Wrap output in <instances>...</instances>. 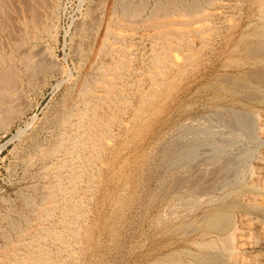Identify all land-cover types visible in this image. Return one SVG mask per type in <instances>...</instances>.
Returning a JSON list of instances; mask_svg holds the SVG:
<instances>
[{
  "label": "rangeland",
  "instance_id": "rangeland-1",
  "mask_svg": "<svg viewBox=\"0 0 264 264\" xmlns=\"http://www.w3.org/2000/svg\"><path fill=\"white\" fill-rule=\"evenodd\" d=\"M8 1L15 23L0 13V53L20 71L22 93L11 101L0 89V264H206L199 243L226 235L184 238L178 223L170 250L158 240L166 219L176 221L175 188H187L185 171L201 158L208 180L226 177L227 189L187 208L204 204L199 220L205 208L237 202L230 256L264 264V88L236 89L223 69L238 58L230 39L264 26V0H195L209 39L192 67L183 32L192 0H33L40 16ZM78 109L85 122L54 121ZM249 112L254 134L230 127L233 114ZM61 140L58 153L42 155ZM187 152L188 167L176 161Z\"/></svg>",
  "mask_w": 264,
  "mask_h": 264
},
{
  "label": "bare ground",
  "instance_id": "bare-ground-1",
  "mask_svg": "<svg viewBox=\"0 0 264 264\" xmlns=\"http://www.w3.org/2000/svg\"><path fill=\"white\" fill-rule=\"evenodd\" d=\"M7 1L8 0H0V13H1V16L4 14L3 16H5V17H3V19L5 18L4 20L7 21L9 26H11V24H9V23L13 21V20L11 21V19H13V18H11V15H9L10 9L8 8V6L11 4L8 5V3L10 1H8V2ZM37 1L42 2V0H37ZM20 2H22L24 5L26 4L28 6L27 8H29V10H30L29 12H31L34 16L35 15L37 16V14L38 15L40 14L39 11L37 13V11H36L37 8L33 4V0H20ZM191 2H189L187 5L185 4V7H184L185 8V14H186V17H185L186 21H185V26H184V31H183L185 38H186V52L184 54V63H185V65H188L190 67H192L194 62H196L197 59L200 57V54L202 53L203 49L207 46L208 39H209V37H207V35H206V34H209V33H206L207 32L206 28L208 26H205V25H203L204 23H202L206 18L203 16L204 12L206 11L205 10L206 8H203L202 5H201V7H199L200 6V5H198L199 3L197 4L195 2V0H192ZM206 2H207V4H214L216 2V0H207ZM52 3H54L53 0H52ZM203 3H205V2H203ZM52 5H54V4H52ZM55 6H58L57 2H56ZM26 12H28V11H26ZM134 15H136V13ZM30 21L31 20H29V22ZM36 21H35V23H36ZM118 23L119 22H117V24ZM196 23H198L199 25H196ZM25 29H27V28H25ZM81 29H84V26H82ZM31 30H33V29H31ZM26 33H27V31H26ZM229 42L231 43V45H229L230 54L233 56H238L237 59L231 60L232 62H229L228 64H225L223 66V69L225 70V72L231 76V77H229L230 78L229 80L232 82V85L234 84L236 89L243 90V91H251L253 89L263 90L262 88H264V74H263L264 72L262 73V71H264V26L259 27L258 31H256L255 35H253V33H246L235 44H233V42H234L233 37L230 39ZM199 44L201 45L200 48H198ZM16 45H21V44L18 41H16ZM195 48H197V49H195ZM11 51H13V50H11ZM5 54H6V52H5ZM11 54H12V52H11ZM24 61H25L26 65H28V63H29V61H31V59L29 60L28 57L26 56ZM0 64H1V66H0V89H1V92L2 91H5V93L7 92L11 96L10 97L11 101H13L12 99H14V100L17 98L19 99L21 97V94H19V93L20 92L22 93V91H21L22 89H20V86L22 85V76L19 73L20 71L19 72L17 71V69L14 67L13 62L11 64L8 63L9 65H6L5 64V58H3V55L1 53H0ZM227 81H228V79H227ZM93 88H95V87H93ZM81 92L82 91H80V92L78 91L77 93H81ZM91 92H93V91H91V88L87 87V85H86V87H84V90L82 93V95L84 94L85 96H82V95L81 96L86 98V99H91L90 97H92V94L94 93V92L93 93H91ZM248 95H250V94H248ZM18 99L16 101H18ZM9 103H10V100H9ZM85 103L90 104L91 102H88V100L87 101L85 100ZM85 103H83V104L85 105ZM77 104H79V103H77ZM8 106H9V104L7 105V109L10 110V107L8 108ZM13 106H14V104H13ZM67 106H69V105H67ZM69 107H71V106H69ZM3 109H4V106H3ZM3 109L0 110L1 113H2ZM64 111H66V110H64ZM71 111L67 112V113H60V111H59V114L55 113L56 117H53L55 119V120L54 119L53 120L57 121L56 122L57 125L63 124L66 126V124L72 123L70 119L73 117V115H75L76 118L78 117V119L81 123L86 121V119H87V113L86 112H80L79 109L77 110V111H79V113L76 110L72 111V112ZM75 112H77V113H75ZM238 114H240V113H238ZM238 114L232 115V119L229 120L230 121V127L231 126L235 127V128H237V130L240 129V130H242L248 134H251L253 132V130L255 131V128L257 127V121L254 119L253 112H249L247 114L241 113L240 115H238ZM6 115L9 117V115H10L9 112L6 113ZM4 119H6V118L3 116L0 117V121H3ZM52 124H53V122H52ZM71 126H72V124L70 125V127ZM58 129H59V126H58ZM66 130H67V128H66ZM59 133H60V130H59ZM66 133L67 132H65V131L63 132V130H62L60 135L64 137V135ZM67 134L70 136L69 133H67ZM252 134H254V133H252ZM208 135H209V133H208ZM248 136H250V135H248ZM250 137H252V135ZM66 138H68V137H65V139ZM208 140H210V139L208 138ZM62 143L63 142L61 140L58 143H56L55 145L53 144L52 149L45 150V152L43 151L44 153L41 151V153H43L42 155L45 157H47V156L49 157V155L54 154L55 151L59 150L60 147L63 146ZM189 152H191V151H189ZM189 152H187L185 154L183 153L182 155L180 154L181 156H179V158L176 159V161L177 162L182 161V163H184L183 165H187V164L189 165L191 163L192 159L195 158L194 154H189ZM196 152H198V151L196 150L194 153H196ZM57 153H58V151H57ZM242 158H244V157H242ZM202 159H203V161H202ZM215 159L216 158H214V160ZM199 161H202V162H199ZM199 161H198V163H200V165H199L198 169H195L193 171H190V170L185 171L186 172V174H185L186 177L184 176L185 180L183 178L182 179H183L187 188H178V189L175 188L176 191H179V193L181 195L179 196L176 203L174 204V207L169 210L168 214L171 217H172V215L177 216V217H174L176 219V221H174L170 217H168L166 219V221H165L166 227L162 231L161 239H158V240H160V242L163 243V245H160V248L162 250H166V249L170 250L172 244L176 243V242H172L173 241L172 236H173L174 231H176V229H174V227L179 223L177 225V228H179L180 226H184V232H185V234L183 235L184 238H188V236L186 234L190 235V234H193V232L198 233L202 237V239H205L206 236H211L214 233H216L218 235H226L225 237L220 238L219 241L210 240V241H203L202 243H199V246L201 247V252L199 253V258L201 261L205 262L206 264H239L237 257L234 258L233 256H230L236 250V247L233 244V241L235 239L234 238L235 233L231 232V231H232V228L234 227L233 226L234 222H233V217H232V213H233L232 209L234 207L238 206L237 202H233V203L231 202V204H229L228 202H225V201L219 202L220 201L219 200V201H217L219 203L215 202L216 205L214 207L207 208V209L205 208V211H207V214H204V217L200 218L201 220L203 219L201 231L198 229L200 226L199 225L194 226V223L192 222L195 218L198 220V215H199L200 211L202 210V208H204V204L201 203L202 207H200L201 206V204H200L199 206L195 207V209L193 207L190 208V206L187 208V205L191 202V199L192 200L197 199V198L199 199L200 195H204L207 193H218V191L222 192L225 189H227L224 187H226L227 182H228V179L226 177H223L219 182L217 180V182L219 183V184H217L218 185V187H217L216 182H214L215 180L214 181L208 180V175L205 172L207 165H206V163H204V158H201V160H199ZM205 161H209V160L205 159ZM213 164H215V163H213ZM188 165H187V167H188ZM224 165H223L224 167L222 166V173L225 172L229 168V166L227 164H224ZM220 173L221 172L219 171L218 176H220ZM211 175L212 176L216 175V169H215L214 173H211ZM212 176H211V179H212ZM214 176H213V178H214ZM225 176H226V173H225ZM173 190H174V188H173ZM200 202H202V201H200ZM182 206L184 208L179 209L177 211V209L179 207H182ZM261 213H263V212H261ZM260 225H261V223H260ZM160 248H159V250H160ZM263 263H264V261H263Z\"/></svg>",
  "mask_w": 264,
  "mask_h": 264
}]
</instances>
